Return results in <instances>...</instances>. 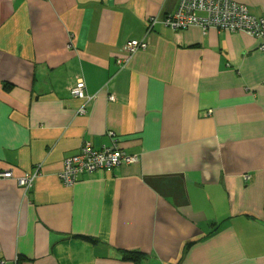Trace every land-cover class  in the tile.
Masks as SVG:
<instances>
[{"label": "crops", "instance_id": "1", "mask_svg": "<svg viewBox=\"0 0 264 264\" xmlns=\"http://www.w3.org/2000/svg\"><path fill=\"white\" fill-rule=\"evenodd\" d=\"M179 2L0 0V264H264V50ZM84 141L139 159L65 185Z\"/></svg>", "mask_w": 264, "mask_h": 264}, {"label": "built area", "instance_id": "2", "mask_svg": "<svg viewBox=\"0 0 264 264\" xmlns=\"http://www.w3.org/2000/svg\"><path fill=\"white\" fill-rule=\"evenodd\" d=\"M198 10H203L206 16H196L195 11ZM197 23L203 27L212 25L227 31L249 33L260 41L259 48L264 50V17L254 16L242 3L233 0H180L172 17L165 20L167 26L176 29ZM146 46L145 40L130 39L126 41L124 50L128 55H132L139 48ZM70 95L79 98H91L85 93V83L82 79H78L71 86ZM109 98L114 99V96L109 95ZM138 159L137 154L125 152L118 145L95 149L89 142L84 141L77 153L64 160L59 178L65 185H71L77 181L81 174L90 175L101 170L110 171L121 164L135 163ZM36 172H29L18 178V185L25 190L30 189ZM11 174L10 171H6L0 173V177H11Z\"/></svg>", "mask_w": 264, "mask_h": 264}, {"label": "trees", "instance_id": "3", "mask_svg": "<svg viewBox=\"0 0 264 264\" xmlns=\"http://www.w3.org/2000/svg\"><path fill=\"white\" fill-rule=\"evenodd\" d=\"M81 237L91 241L92 243H96L97 244L99 242L98 239H96L95 237L89 236V235H82ZM145 257H146V255H145L144 252L136 250V249L123 250L121 252V258L123 260H130V261H133V262H140Z\"/></svg>", "mask_w": 264, "mask_h": 264}]
</instances>
